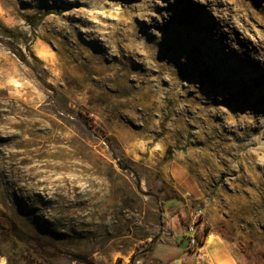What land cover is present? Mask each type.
Masks as SVG:
<instances>
[{
    "label": "rangeland",
    "instance_id": "374dc122",
    "mask_svg": "<svg viewBox=\"0 0 264 264\" xmlns=\"http://www.w3.org/2000/svg\"><path fill=\"white\" fill-rule=\"evenodd\" d=\"M0 211V264H264V0H0Z\"/></svg>",
    "mask_w": 264,
    "mask_h": 264
},
{
    "label": "trees",
    "instance_id": "16d2710c",
    "mask_svg": "<svg viewBox=\"0 0 264 264\" xmlns=\"http://www.w3.org/2000/svg\"><path fill=\"white\" fill-rule=\"evenodd\" d=\"M27 21L30 22V24L32 26L37 25L38 20L34 21L33 16H27ZM21 60H23L24 62L26 61V59L24 58V56H19ZM81 113L86 117V119L91 120L92 116H89V114L87 112H84L83 110L81 111ZM106 131V130H103ZM106 133V132H104ZM165 225H166V220H165V210H164V206L163 204H161L160 206V226H161V230L165 229ZM170 231H173L170 229ZM19 234H23V236H27L26 234H24L22 232V230H20V228L17 226V224L15 223V221L7 214H5L4 212L0 211V236H14L19 238Z\"/></svg>",
    "mask_w": 264,
    "mask_h": 264
},
{
    "label": "crops",
    "instance_id": "0c3cea01",
    "mask_svg": "<svg viewBox=\"0 0 264 264\" xmlns=\"http://www.w3.org/2000/svg\"><path fill=\"white\" fill-rule=\"evenodd\" d=\"M188 179H192L195 182L197 181L196 177H194L191 173L189 174ZM215 243H218V242H215ZM206 246H207V244L203 245V247H206ZM221 250L222 249H221L220 245H218L217 247H214L213 255L210 257V262H212V264H235L234 262H232V260L230 258H226L224 256L225 254ZM201 255H202V253H201ZM206 259L209 261L208 258H206Z\"/></svg>",
    "mask_w": 264,
    "mask_h": 264
},
{
    "label": "built area",
    "instance_id": "2783aa9c",
    "mask_svg": "<svg viewBox=\"0 0 264 264\" xmlns=\"http://www.w3.org/2000/svg\"><path fill=\"white\" fill-rule=\"evenodd\" d=\"M196 231L197 230H196L195 226H193V225L189 228V232H190L189 240H190L191 244H196L198 242L197 236H196Z\"/></svg>",
    "mask_w": 264,
    "mask_h": 264
},
{
    "label": "bare ground",
    "instance_id": "6f19581e",
    "mask_svg": "<svg viewBox=\"0 0 264 264\" xmlns=\"http://www.w3.org/2000/svg\"><path fill=\"white\" fill-rule=\"evenodd\" d=\"M219 1V0H218ZM223 1V0H222ZM207 2V1H206ZM187 16V15H186ZM182 19V18H181ZM183 21V20H182ZM186 21V19H185ZM184 23V22H183ZM135 33V32H134ZM139 36V35H138ZM103 47V46H102ZM153 58V57H152ZM156 62V61H155ZM151 69V68H150ZM126 72V71H125ZM127 74V73H126ZM129 76V75H128ZM128 78V77H127ZM131 98V97H130ZM133 100V99H132ZM133 102V101H132Z\"/></svg>",
    "mask_w": 264,
    "mask_h": 264
}]
</instances>
